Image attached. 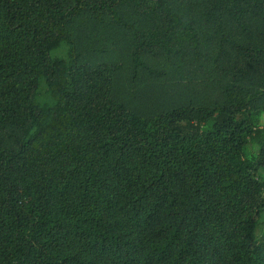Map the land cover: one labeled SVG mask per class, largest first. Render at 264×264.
<instances>
[{
  "label": "trees",
  "instance_id": "1",
  "mask_svg": "<svg viewBox=\"0 0 264 264\" xmlns=\"http://www.w3.org/2000/svg\"><path fill=\"white\" fill-rule=\"evenodd\" d=\"M98 30L218 97L137 114L77 58ZM261 174L264 0H0V264H264Z\"/></svg>",
  "mask_w": 264,
  "mask_h": 264
},
{
  "label": "rangeland",
  "instance_id": "2",
  "mask_svg": "<svg viewBox=\"0 0 264 264\" xmlns=\"http://www.w3.org/2000/svg\"><path fill=\"white\" fill-rule=\"evenodd\" d=\"M108 35L109 40L101 30L87 36L77 32L73 37L78 50L77 58L79 61L84 60L93 64L105 63L117 68L113 73L112 92L118 100L137 114L148 116L181 105L210 106L218 97V91L213 84L186 78L181 70L160 68L157 76L150 75L152 78L140 69L133 72L124 51L116 47L115 41L119 43L117 37ZM68 56L66 44H61L51 53V57L56 59L67 60ZM37 102L47 107L52 104L50 95L43 85L38 89ZM254 151L256 149L248 148L244 156L250 158L254 155ZM261 178L264 179V174H261ZM256 237H264V214L258 219Z\"/></svg>",
  "mask_w": 264,
  "mask_h": 264
}]
</instances>
